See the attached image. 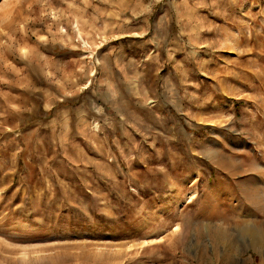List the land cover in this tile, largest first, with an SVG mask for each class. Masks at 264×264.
Instances as JSON below:
<instances>
[{
	"label": "rangeland",
	"instance_id": "374dc122",
	"mask_svg": "<svg viewBox=\"0 0 264 264\" xmlns=\"http://www.w3.org/2000/svg\"><path fill=\"white\" fill-rule=\"evenodd\" d=\"M0 264H264V0H0Z\"/></svg>",
	"mask_w": 264,
	"mask_h": 264
}]
</instances>
